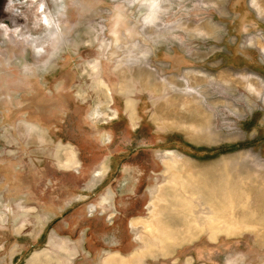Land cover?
Returning a JSON list of instances; mask_svg holds the SVG:
<instances>
[{
    "label": "rangeland",
    "instance_id": "374dc122",
    "mask_svg": "<svg viewBox=\"0 0 264 264\" xmlns=\"http://www.w3.org/2000/svg\"><path fill=\"white\" fill-rule=\"evenodd\" d=\"M0 264H264V0H0Z\"/></svg>",
    "mask_w": 264,
    "mask_h": 264
},
{
    "label": "bare ground",
    "instance_id": "6f19581e",
    "mask_svg": "<svg viewBox=\"0 0 264 264\" xmlns=\"http://www.w3.org/2000/svg\"><path fill=\"white\" fill-rule=\"evenodd\" d=\"M114 41H113V44H114ZM119 73L121 74V77L124 80V83H121L122 84L121 85V89H124L126 87L125 86L126 72L121 71ZM190 74H191V71H190ZM191 76H192V74H191ZM192 80H196V81L199 82V81H202L204 79H202V76L201 77L198 76L197 78L196 77H192ZM96 84L98 85L99 89L101 87L104 88V90L107 92V94L111 97L110 88H109L108 84H106V82L103 79L100 78L99 82H96ZM192 84H194V83L192 82ZM95 114H97V113H95ZM179 121L180 122L184 121L186 123L188 122V120L185 119V118H180ZM192 122H193V124L195 122L196 125L199 124L198 120H192ZM197 127L198 126H195V129ZM166 155H167V157H166L167 160H165L164 163H165V166H166V172H168V174H169V176H168L169 178H168V181H167V184H166L167 185L166 189L162 191L161 186H160L159 190L161 192L159 194H156L155 198L149 204L150 210H149L148 213L150 214V217H149L148 220L140 219V220H136L135 222L133 221L131 223V226L135 227V224L137 222H139V223L142 222L143 229L145 231H147L148 233H150V236L153 239H157L159 243H162V242L165 241V239H162V238L159 237V235H156L159 231H161V228L165 224V222H167V219L162 217V214L164 212H163L162 206H160L162 202H164V203L167 202L166 199L164 200V196H165V194H168L167 193L168 191H173L174 193L175 192H180V187H182L181 185H183L182 183L187 180L184 177H182V178L179 177L180 176L179 174H181L180 172L184 171V170H186L185 172H188V171L192 170V168H193L192 165L188 164V161H186L184 159H181V157H179V156H177L175 154L166 153ZM180 165L182 167L181 169L179 168ZM189 183L192 184L191 182H189ZM168 184L170 186H168ZM183 187H185V185ZM198 189H200V188H198ZM175 194L178 196L177 193H175ZM188 195L190 196V200H189V203H190V209L189 210L191 211L190 216H193V218H194V221H193L194 225L193 224L191 225V221L192 220H188L186 222L183 221V222L185 224H188L189 227H192L194 229H199L200 231L208 229L209 231H211L213 233L224 232V230L232 231L235 228L233 226H229V227H227L228 225L226 226L224 218L219 215L220 212L218 211L217 206L216 207H212L210 205V203L212 204V201L207 200L205 202H203V201L198 202L201 197L200 198L199 197H194V194H192V193H189ZM171 207L178 208V207H176L174 205H171ZM196 208H198V209H196ZM201 215L203 216V220L201 218L202 217ZM177 216H178L177 218H176V216H174L173 217L174 220L171 219L169 222H167V224L169 225L170 222H172V221L175 222V221L179 220L180 219V213H177ZM203 225L206 226V227L205 228L200 227V226H203ZM170 238H173V236H171V234L166 237V239H170ZM137 239H138V241L146 242L142 238L141 235L138 236ZM145 247H146V249H148L147 244H146Z\"/></svg>",
    "mask_w": 264,
    "mask_h": 264
},
{
    "label": "crops",
    "instance_id": "0c3cea01",
    "mask_svg": "<svg viewBox=\"0 0 264 264\" xmlns=\"http://www.w3.org/2000/svg\"><path fill=\"white\" fill-rule=\"evenodd\" d=\"M145 32L147 33V28L144 29V38H146L145 40H147L148 35L146 36ZM155 40L156 41L153 42V44L151 43L149 45H150L151 48H155L154 60L153 61L157 63V62H160V60L158 58V55H157V48H161V45H159V43H157L158 42L157 34L155 35ZM147 45H148L147 44V41H145L144 46L145 47H148ZM172 52L173 51H169V54H172ZM169 56H171V55H169ZM175 57H177V58H173V59L169 60V62H168L169 63V66H172L174 64L177 67H181L182 65H184L186 63V59H185L184 56H181V55L180 56L179 55L177 56V55H175Z\"/></svg>",
    "mask_w": 264,
    "mask_h": 264
}]
</instances>
